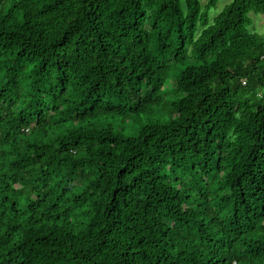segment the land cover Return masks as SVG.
<instances>
[{
    "label": "clouds",
    "instance_id": "clouds-1",
    "mask_svg": "<svg viewBox=\"0 0 264 264\" xmlns=\"http://www.w3.org/2000/svg\"><path fill=\"white\" fill-rule=\"evenodd\" d=\"M0 264H264V0H0Z\"/></svg>",
    "mask_w": 264,
    "mask_h": 264
}]
</instances>
